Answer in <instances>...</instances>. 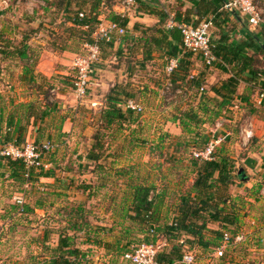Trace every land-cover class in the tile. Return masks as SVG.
<instances>
[{
	"label": "rangeland",
	"instance_id": "374dc122",
	"mask_svg": "<svg viewBox=\"0 0 264 264\" xmlns=\"http://www.w3.org/2000/svg\"><path fill=\"white\" fill-rule=\"evenodd\" d=\"M70 1H73L75 6L76 0H0V139L6 132L9 116L17 115L24 118L27 106L33 104L37 113L47 111L43 116L49 111L51 113L46 118L43 117L44 121L38 122L37 133L32 129L27 141L35 142L41 152L45 144L54 146L53 153L43 152L44 161L52 164L51 173L35 174L25 184L12 180L8 170L0 167V256L6 264H51L53 248L58 244L59 234L69 227L70 219L75 217L72 210L80 205L85 209L84 219L91 222L93 227L104 230L99 232L98 238L110 242L113 234L121 231L119 225L123 223L120 215L122 202L131 192V188L137 185L153 187L155 191L152 196L162 195L163 204L156 215V220L159 226L172 224L176 217L183 214L185 203L182 199L185 200L191 195L190 191L197 175L193 168L194 162L203 163L196 160L193 153L202 151L213 136L220 132L217 127L219 121L234 118L236 115L241 116L243 120L247 117V103L239 98L226 109L217 108L221 100L212 94L211 88L224 82L226 77L224 69L216 67L206 71L203 94L197 87L183 86V89L180 88L182 94L177 95L175 91L179 88H175L169 95L165 90L168 78L167 62L163 59L159 61L154 56V60L144 65L146 66L144 70L139 68V72L131 76L124 75L117 82V85L130 92L133 96L131 100L140 104L143 112L136 113V122L133 125L105 129L103 142L105 152L110 157L99 163L90 162L87 155L92 150L95 135L101 129L99 113L105 108L106 103L93 106L92 103L87 105L86 102L93 98L90 96L92 93L96 94L100 101L106 100V94H97L93 91L94 85L93 87L91 85L89 97L82 100L76 96L73 89L72 83L76 78L73 71L74 60L88 54L86 47L88 44L73 37L72 25L66 22L63 13L59 11L64 10L63 4L70 5ZM124 1L104 0L106 7L101 9L100 22L106 24L111 14L109 11L112 12L111 7ZM162 1L168 13L175 10L176 7L172 4L174 0ZM252 1L257 4L255 7L261 13L262 23L254 29L248 21L247 28L264 38V0ZM4 2H7V5ZM136 6L138 4L131 9L136 10ZM241 16L247 20L243 14ZM231 22V25L236 24L234 20ZM236 31H241V28ZM213 32L214 29L211 35ZM240 35L235 33L233 39L235 43L242 41ZM126 38L127 35L115 36L114 42ZM25 44L28 46L26 54L29 56L28 61L17 55V50ZM108 49V46L102 45L101 59H109V62L102 65L99 61L95 68L104 66L114 70L117 67L118 61L113 55L115 52ZM6 55L8 57L3 60ZM259 56L255 57V60L260 69L258 67L256 69L263 71L264 62L260 61ZM124 57L123 62H130L129 64L138 70L136 66L139 64H133L136 63L135 60L127 61L128 59ZM27 69L34 76V82L29 80L30 74L24 77V81L20 75L17 76L15 73L11 75V72L21 73ZM199 70L201 73L204 68ZM7 76H10L8 78L13 84L11 88L9 85L8 88L5 87L4 81L7 80ZM94 78L98 79L99 76ZM21 80L23 88L19 90L18 83ZM256 92L242 86L237 97L249 98L251 95L256 96ZM170 96L173 97L172 102H168ZM202 98H206L211 105L209 113L213 117L208 118L200 114L203 117V124L190 123L189 127L184 129L181 126L184 113L191 110L199 111ZM243 120H240L239 124L244 123ZM184 121L187 122L185 119ZM241 127L242 125L238 128V133H241ZM238 137V140L233 142L227 139L222 147L217 149V157L227 156L231 145L234 146V152H238V146L242 148V144L246 143L243 136L242 139L240 135ZM50 175L51 178H48ZM72 180L94 186V195L88 197L78 189H67L66 186ZM239 183L240 181H237L234 185L239 186ZM229 194L224 193L223 196L233 202L234 195ZM192 197L197 199L195 195ZM17 198H24L23 211L16 203ZM236 210L242 218L245 210L240 202L236 203ZM76 218L79 216L76 215ZM125 224L124 226H130L132 229L129 248L144 243L147 239L155 240V234L153 237L151 233L152 227L131 224L129 221ZM208 227L215 228L213 225ZM240 227L237 236L242 235V220ZM45 232L51 233V238L46 239ZM66 232L73 234L71 230L66 229ZM224 233L231 237L224 256L218 257L215 254L217 249L213 248L214 239L206 235L204 238L207 243L200 245L196 243L194 245L196 249L187 253L194 257L192 264H264V248L258 246L256 238L249 244H246V239L236 243L231 231L225 230ZM157 234L163 236L159 228ZM95 236L97 235L92 234L90 240H94ZM86 237L85 234H78L76 244L88 254L97 251L85 250L100 248L90 246L91 241L88 242ZM46 243L48 247L45 246ZM165 250H170L169 244ZM120 253L121 251H116L112 257L115 260L112 261L111 258L109 263L105 264H128L123 261ZM87 264L94 263L88 261Z\"/></svg>",
	"mask_w": 264,
	"mask_h": 264
},
{
	"label": "trees",
	"instance_id": "16d2710c",
	"mask_svg": "<svg viewBox=\"0 0 264 264\" xmlns=\"http://www.w3.org/2000/svg\"><path fill=\"white\" fill-rule=\"evenodd\" d=\"M226 2L227 0H186V2L182 3L183 7L186 3H191L192 5L191 8L184 12V17L181 12L178 13L179 17L183 19L178 20V18H176L175 20L172 18L170 20L176 24H191L193 23V11L196 10L198 21L194 22L195 26H200L207 21H212V30L214 29L215 32L217 31L216 33L213 32L211 35V45L214 54L224 64L238 68V72L227 81L212 86L211 88L212 93L221 100L217 107L221 110L226 109L233 104L243 75L249 70L252 71V67L255 65V60L247 56V51H252L254 54L261 53L264 55V42H262V39L248 30V22H245L240 11H229L224 9ZM73 3V1H70V5H67V3L64 5L62 2L64 10L59 11L63 13V18L66 19V22L72 25V31L74 32L73 37L80 39L83 43L88 45L95 44L96 41L94 35L101 23V9L106 7V3L104 0H76L75 6H73ZM81 14L84 15V18H80ZM160 14H162V16H159L161 22L164 24L163 27H155L152 29L146 28L140 32L141 35H139L138 42L141 41L140 43L143 44L145 55L142 60V65H145L152 60L154 53H161L166 56V61L168 62L166 70L171 59H178V69L170 76L167 74L168 78L166 82H172L176 89H183V86H190L191 88L197 87L199 88V91H201V94H203L201 89L204 88L203 85L206 81V71L211 70V68L219 67V64L216 63L217 65L214 64L212 67H206L200 74L195 76L194 72L197 70L195 69L197 67L196 64L199 62L198 56L184 52L182 49V32L177 25H175L174 28H169L170 21L167 23L169 16L165 14L164 10L161 11ZM109 20L110 22L120 24L125 28L129 22L126 16L124 17L115 12H111ZM231 20H234L237 25H242L245 29L244 42L240 45L233 44L229 41L230 34L238 29L236 26H230L229 22ZM213 35H215V37H213ZM112 42L114 41L112 40ZM112 42L107 43L101 41V52L102 45H106L110 48L113 47ZM27 47L28 46L25 44L20 50H17V55L25 61L29 60V58L25 57L27 54ZM5 53L8 55L10 54L9 52H2V54ZM7 57L8 56L6 55L3 60ZM233 69L234 72L236 68ZM260 73L264 74V71H252L253 77H257ZM29 80L34 82V76L29 77ZM132 98L133 96L130 95V92L122 86L114 87L109 93L107 97V106L99 113L101 129L95 135L92 150L87 155L90 162L99 163L100 161L107 159V157H110L105 152V143L103 142V131L105 129H112L115 127L123 128L127 125H133L136 122V112L126 110L123 107V105ZM210 106L211 105L206 101V98H202L199 103V111L191 110L190 112L184 113L183 117L187 122L184 121V119H181V126L186 129L189 127L190 123L196 125L203 124V117L200 116V114L212 118L213 116L209 113ZM34 107L33 104L27 106L28 109L24 118H20L17 115L9 116L6 132L3 138L0 139L2 148L7 144H16L20 147H24L28 142V128L32 125L37 127L39 124L38 122L41 120L44 121L43 117L46 118L51 113L49 111L46 116H43L47 111L39 114ZM23 121H25V123H23ZM53 151L51 153H53ZM0 167L8 170V175L12 180L22 181L24 184L35 174H50L52 171V167L48 171H37L36 169L28 171L22 161L3 157L1 155V149ZM193 168L197 175L192 190L190 191L191 195L187 196L185 200L182 199L185 203L183 214L176 217L172 224L159 226L158 221L156 220V215L161 210L163 204L162 195L160 196L159 194L158 196H152V193L155 191L153 187L137 185L131 188V192L122 202L120 215L121 219L123 218V223L119 225L121 231L116 235L113 234V238L110 242H105V240L103 241L98 238L99 232L103 229L93 227L91 222L84 219L85 209L82 205L72 210L75 217L70 219V222L68 223L69 227L66 229L71 230L73 234H68L66 229L59 234V241L56 247L54 246L55 248H53L54 256L51 258L50 263H88V256L92 252L89 254L83 252L76 244V237L78 234H85L87 236V241H91L89 242V244L91 243L90 246L106 249L109 251V255L110 253L112 255L114 251H117L115 248H120L118 250L121 251L120 254L124 258V255L131 251V248H128L131 244L129 238L132 234L131 227L124 226L126 225V221L135 225L152 227L151 233L152 236L155 234V237L153 236L155 240L150 241L147 239L144 243L156 244L165 241L166 247L169 244L170 250L166 251V247H164L162 253L159 255V261L162 264H178L180 261L182 262L184 257L188 255V252L196 249V246H194L196 243L198 245L207 243V240L204 238L206 235L213 237V244L215 245L213 248L215 250L221 247L225 230L231 231L235 238L238 235V230L241 228V218L236 210V203L231 202L228 197L225 198L223 196L224 191L231 185H234V180L236 179V175L231 174V170L233 169L231 160H229L227 156H221L219 160L216 159L213 162H203L202 164L200 162H194ZM48 178H51V175L48 176ZM66 188L78 189L85 195L87 194L88 197L94 195L93 191L95 189L91 184L79 183L75 180H72ZM192 195L197 196V199L193 198ZM221 205H223V207H221ZM76 215L77 217L79 216V218H76ZM208 225H218L219 229H209ZM156 226H158L163 236L157 234L158 228L156 229ZM92 234L97 235L94 240H90ZM51 236V233L45 232L46 239H49V237L51 238ZM45 246L48 247L49 245L46 243ZM127 263L131 264L129 262Z\"/></svg>",
	"mask_w": 264,
	"mask_h": 264
},
{
	"label": "crops",
	"instance_id": "0c3cea01",
	"mask_svg": "<svg viewBox=\"0 0 264 264\" xmlns=\"http://www.w3.org/2000/svg\"><path fill=\"white\" fill-rule=\"evenodd\" d=\"M162 2H163L162 0H135V3L138 4V6H136V10L133 11L131 9L130 12L126 16L128 21H129L128 25L126 26V30H127L126 34H125V36L127 35L126 40H123L120 42H112L113 47H110V48L108 47L109 51L115 52V54H113V55L115 56L114 59L116 61H118L117 67L116 68L114 67L115 68L114 70H110L109 67L104 68V66H103V68H102V66H98V68H95L94 77L99 76V78L95 79L93 77V79H92L91 85H92V87L94 85L93 91H96L97 94H102V93L106 94L105 95L106 100L100 101L99 100L100 98L96 94L92 93L90 96L93 98L89 99L86 102L87 105L89 103L90 104L92 103L93 106H97L99 104L104 105V103H106L105 104V107H106L107 106V97H108L109 93L111 92V90L114 87L120 86V85H117V82L120 79H122L124 77V75L131 76L134 73L139 72V68H141L142 70H144L146 68V66L144 68V65H142V62H143L142 60L144 59L145 55H144L143 44L140 43L141 41L138 42V39L140 37L139 35H141L140 32H142L146 28L152 29L155 27L161 28L164 26V24L161 22V18L159 16V15L162 16V14H160L161 11L164 10L165 14L167 16H169L168 21H167V23H168L172 18L175 20H176V18H178V20L183 19V18L179 17L178 13L181 12V14L184 17L185 16L184 12L187 11L189 8H191V5H192L191 3H186L185 6L183 7L182 3L186 2V0H174V2L172 4L176 8L174 11L168 13L166 10V7L162 4ZM121 6H122V4L115 5V6L113 5L111 7L112 12L120 14ZM180 7H182V8H180ZM109 13H111V11H109ZM192 15H193L192 16V22L193 23H191V24L194 25V22L198 21L197 11L194 10ZM100 20H102L101 16H100ZM244 20H245V22L249 21L248 19L246 20L245 18H244ZM109 21L110 20L107 19L106 24H108ZM230 22H229V24H230ZM161 24H163V25H161ZM231 26H236L238 28L240 27L241 31H233L230 34L229 41L233 44H239V45L242 44L244 42V31H245V29L243 28L242 25L236 24V25H231ZM235 33L241 34L239 36L242 39V41L240 43H235L233 41V39L235 37L234 36ZM261 39H262V42H264V38H261ZM112 43H110V44H112ZM126 49H128V50H126ZM259 54H261V53H259ZM259 54H254V52H252V51H247V56L253 58L254 60H255V57L259 56ZM124 56H128V57H124ZM154 56L157 57V59H159V61L162 59H163V61H166V56L161 54V53H154L153 57ZM196 56H198L199 62L196 64L198 69L194 72L195 76L200 74L199 68H205L202 57L200 55H196ZM25 57L28 58L29 56L26 55ZM123 57H124V59H128L127 61L135 60L136 63H133V64L134 65L139 64V66H136V68L138 67V70H135V68H133V66H131L129 64L130 62H128V63L126 61L123 62L122 61ZM154 59L155 58H153V60ZM108 60L109 59H105V58L101 59L100 63H102V65H105L109 62ZM260 61L264 62V55L260 57ZM217 64H219V67H221V69H224V72L226 74L224 81H227L230 77H232L235 73L238 72L237 67L230 66V65L228 66V65L224 64L220 59H218ZM257 67L260 69V66L257 65V62L255 60V65L252 67V71H256ZM233 68H236L234 72H233V70H234ZM213 69H215V68H211V70H213ZM252 71L249 70L243 75V78L240 81V86L238 87L237 95H238L239 90L241 89L242 86L244 89H248L249 91H254V92L257 91L256 92L257 95L256 94H255L256 96L251 95V96H249V98H247V96H243V97H241V96L237 97V95L235 96V99L239 98V99H241L247 103L246 105L248 107L247 108L248 112L246 115L247 116L246 120H243V118H241V116L236 115L234 118H226L225 120L223 119V120L219 121L217 123V127L219 128L218 131H220V132L216 133L215 136H213V138L223 137L227 134L229 136L227 139H229L230 141L233 142L234 140H238V138H239L238 135H240V138L243 136V131L246 128L253 131V135H254L253 138L249 142H247V141H246V143L244 142L242 144L243 145L242 148L240 146H238L239 143L237 144V146L239 147L238 152H234V150H233L234 146L233 145L230 146L231 150H229L227 157L229 158V160H231V164L233 167V169L231 170V174L236 175V179L235 180L233 179L235 181V183L237 181H240V183H239V186L238 185H231L227 190L224 191V193H226V195H230L229 193L233 194L234 195L233 202L234 203L240 202L243 205V209L245 210V212L243 213L242 218H241V220H242V234L246 235V240H247L246 244L247 243L249 244L251 241H253L256 238V240H257L256 242H257L258 246L264 248V104H262V105L257 104L258 94L260 92L264 91V74L260 73L257 75V77H253ZM263 71H264V69H263ZM197 72H198V74H197ZM12 73H15V75H17V76H19V75L22 76L23 81L25 80L24 77H26L27 74L31 75V72H28L26 70L22 71L21 73L19 71L18 72H11V75H12ZM248 75H249V78H247ZM8 77H10V76H7V80L5 79V81H4V83H6L5 87L8 88V85H9V88H11L10 86H12L13 84L11 83V80ZM244 79H246V80H244ZM23 81L21 80V81H19V83L23 82ZM19 83H18V85H20L19 86V90H20L23 88V86L21 85V83L20 84ZM166 84H167V82H166ZM257 84H259V86H257ZM203 86H205V85H203ZM12 90H13V87H12ZM212 94H214V93H212ZM88 97H89V95H88ZM65 98H67V97H65ZM204 120L206 121L207 118H204ZM240 120H243L244 123L239 124ZM240 125H242V127L240 128L241 133H238V131H239L238 128L240 127ZM32 129H34V131H35L34 133H37V131L39 130L38 126L34 127L32 125L29 128L28 138L31 135V131H33ZM244 145H245V147H244ZM0 148H2V145H0ZM216 154H217V151H216ZM219 158L220 157H217V155L215 156V160L216 159L219 160ZM235 190H238V192H235ZM239 195H241V196H239ZM245 207H247V208H245ZM213 226L215 228H212V229H215V230L219 229L218 225H213ZM90 249L97 250V251H92V253L88 256V261H93L94 264L109 263V261H110L109 259L114 257V254H115V251H114L112 255H111V253L109 255V251H107L106 249H103V248H85V250H90ZM118 249H120V248H115V250L119 251ZM128 249H130V248H128ZM94 254H96V255H94ZM1 257L2 256H0V264H6V261L1 260ZM112 259H113L112 261L115 260V258H112ZM122 259L124 261L123 257H122Z\"/></svg>",
	"mask_w": 264,
	"mask_h": 264
},
{
	"label": "built area",
	"instance_id": "2783aa9c",
	"mask_svg": "<svg viewBox=\"0 0 264 264\" xmlns=\"http://www.w3.org/2000/svg\"><path fill=\"white\" fill-rule=\"evenodd\" d=\"M7 5V2H4ZM135 0H125L121 6L120 14L127 16L131 8L135 5ZM257 4L252 0H227L224 7L229 11H240L241 14L246 17L251 26L256 29L261 22V13L255 7ZM263 3H261L262 7ZM80 18H84V15H80ZM175 25L182 32L183 36V50L185 53H192L194 55H200L204 62L205 67H212L218 62V58L213 52L211 45V30L213 27L212 21H207L200 26L193 24H176L173 21L169 22V28H174ZM126 28L120 24L114 22H108V24L100 23L97 32L94 35L95 44L87 45L88 54L85 57H77L73 63V71L75 72V80L73 81V89L78 98L84 100L89 95L91 88V82L95 74V65L101 60V46L100 42L105 41L107 43L112 42L114 37H124L126 34ZM179 67L178 59H171L167 66V74L172 75ZM165 90L167 94H172L175 90V86L172 82L168 81ZM203 92L205 88L201 89ZM177 95L182 94L180 89L175 91ZM173 97L168 98V102H172ZM257 104H264V91L260 92L257 96ZM123 107L126 110H131L136 113H142L143 107L137 104L134 100H129ZM253 131L245 129L243 131V138L249 142L253 138ZM229 136L226 134L223 137L213 138L202 151H195L194 157L196 160L202 162L215 161V154L218 147L224 143ZM45 154L51 153L54 150V146L51 144H45L42 146ZM43 152H41L39 146L35 142L28 141L24 147H20L16 144L4 145L1 149V155L5 158H11L13 160L22 161L27 170L36 169L37 171H48L51 169V163H47L43 159ZM17 205L23 211L25 206L24 198H17ZM245 236L242 234L237 236L233 240L238 242L245 241ZM231 241L229 235H224L222 245L216 251L218 257H222ZM164 247H166L165 241L154 243H142L138 246H132L131 251L124 255V260L131 264H162L159 261V255L162 253ZM194 263V257L192 255H186L182 261V264Z\"/></svg>",
	"mask_w": 264,
	"mask_h": 264
}]
</instances>
